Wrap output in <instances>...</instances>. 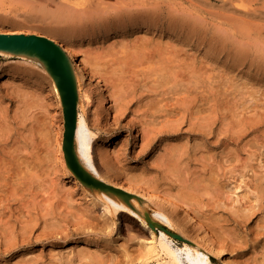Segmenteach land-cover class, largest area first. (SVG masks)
Listing matches in <instances>:
<instances>
[{
	"label": "bare ground",
	"instance_id": "bare-ground-1",
	"mask_svg": "<svg viewBox=\"0 0 264 264\" xmlns=\"http://www.w3.org/2000/svg\"><path fill=\"white\" fill-rule=\"evenodd\" d=\"M235 4L238 7L245 5L243 2ZM33 7L36 11L50 16L44 26L63 36L65 41H58V43L69 53L68 56L73 62L76 82H78L75 151L79 160L94 177L115 188L130 192V195L123 201L117 194H114L117 198L115 199L102 190L90 188L82 183L66 165L61 136L57 137L54 145L57 162L73 182L71 186L82 190L88 201L75 206L74 194L67 191L68 188L64 190L68 192L67 194L61 192L66 195V197L63 196L65 198L63 202L56 194L58 188L54 187L55 184L49 186V188L53 186V189L51 187L46 188L47 190L41 186H38L40 189L35 187L39 185V175H36L34 171L33 152L31 153L28 144L20 136L21 133L17 137L14 134L15 138L11 139L8 125L4 126L7 122L5 121V124H0V254H10L20 247L31 246L33 248L34 245L42 243L38 251L30 250L22 254L13 264H215L211 257L220 258L224 264H239L235 258L231 259V256H228L227 252H234L237 246L235 243H230L229 239L222 238L223 223L221 222L223 219H219V215L214 217L213 214L210 220L215 224H210L197 212L204 203L209 204L210 200H212L211 203L214 201L210 190L212 186H217L220 182V173L217 169L215 171L214 166L205 169L202 172L203 176L198 177L195 182H179L176 191L172 192L174 188L172 186L161 189L156 184H142L141 179L127 176L124 173V175L120 174L110 159L112 147L102 148L98 143H93L96 135L93 128L104 130L101 122L107 119L105 117L107 113L113 112L116 124L131 113L128 121L135 132L141 135L143 142L140 146L141 151H145L146 146L153 144L160 134L170 137L169 142L166 141L167 144L163 147L165 152L160 163L165 172L170 171V165L171 167L174 165L173 167L178 171L177 167L183 157L189 153L190 145L194 152L196 149H207V151L203 149L207 154L212 153V149L221 146L222 132L220 125L217 126L216 118L209 120L206 115H201L202 112L192 108L194 98L191 95L198 88L195 85L197 79L193 69L197 66V62L202 63L203 61L194 59L195 57L190 58L188 49L195 44L199 51L202 50L204 63L217 65L216 59L221 58V39L219 40L221 36L217 35L215 39L207 40V46L203 42H193V34L200 31V25L194 19L198 14L195 12L199 11L196 4L192 0H39L33 3ZM87 29L97 30V33L93 35L101 36L103 32H108L118 37L115 36L116 39L109 43L106 51L92 53L89 48H84L79 53L73 49L68 40H74L79 32L87 31ZM49 38L56 42L54 37ZM232 43L235 45L226 47L224 51L226 53L224 55H230L228 62L236 66H247V69L253 68L255 74L264 78V45L238 41ZM0 55L10 56L7 53H0ZM19 57L23 60L28 59L23 56ZM44 72L46 75L44 76L49 80L51 91L59 103L56 86L46 70ZM79 80L85 82L84 91L79 88ZM200 82L206 84L203 80ZM94 95L97 97L95 96L96 100L93 102L91 97ZM84 102L94 105L93 124L90 123L88 114L81 110ZM218 106V104L213 105V116ZM233 128L231 125L225 130L230 132ZM239 133L230 134L231 138L238 141L241 138V132ZM223 135L228 137L227 133ZM190 140L194 142L189 144ZM10 141L13 145L15 144L13 148L12 144H9ZM9 149L12 150L10 152L13 155L16 153V157L11 158ZM18 151H23L24 154ZM217 152L212 154L213 158ZM259 157L255 158V160L259 159V163L256 160V167L264 171L260 164L264 158L262 155V159ZM20 163L25 168L20 167ZM8 166L14 167L15 171ZM246 167L248 169L245 170L252 171L253 169L252 164H246ZM260 168H258L259 171ZM10 171L16 173L13 177L17 175V179L11 177L13 174L10 175ZM171 171L174 173L175 169ZM243 171L239 172V177L246 175V171ZM252 172L255 173V170ZM255 176L252 178L254 179L253 193L243 190L236 195V198H246L249 201L248 206L244 205L245 207L240 208L238 213L249 220L256 207L257 210L260 209L262 213L256 221L257 231L254 233L264 236V173ZM36 177L37 181H35ZM9 180L14 182L11 183ZM243 181L241 178L240 181L237 180L239 183L236 188L239 189ZM60 191L61 189L58 190ZM25 193L32 199L28 198L30 206ZM23 194H25L24 197ZM209 194L212 199L207 198ZM204 197L207 198L206 201ZM23 198L28 203L22 202L24 200L19 202ZM102 198L109 201L113 212L118 209L128 208L129 210V204L139 207L140 201L143 200L154 203L156 209L148 215L153 223H149L145 218L141 219V223L147 226L149 232L147 240L138 245L133 244L134 248L129 250L127 239H123V241L126 240L125 242L119 240L120 243L113 246L108 242L117 243L116 238L102 240V238L93 236L95 239L93 243L99 244L97 248L87 246L91 243V240L87 238L83 239L86 244L84 246L87 247L80 246L75 252L73 246L70 250L65 249L67 250H64L65 252H60V249L55 251L57 248L54 250V247L50 246V249L44 252L43 245L46 242L57 241L61 238L67 239L73 234H78L77 231L80 228L85 229V233L89 231L95 234L104 233L103 230L111 225L105 222L106 218L100 222L98 220L100 216H97L94 210V205L97 201L103 200ZM104 204L106 209L109 208V205ZM180 205L185 212L182 217L177 214ZM243 210L245 212H242ZM70 217H73L74 221L75 218L78 219V225H73L75 222H71ZM231 223L239 224L234 220ZM216 224L217 227L221 225L218 228L222 232L216 227L219 231L217 232L214 226ZM70 225L73 229L76 228L75 231L68 229V232L64 233L62 226L69 227ZM246 225V222L242 223V226ZM161 227L178 233L183 239L173 238ZM112 229L115 228L111 227L105 233L109 234ZM155 230L159 231L158 237H156ZM110 256L115 260L108 263ZM250 262L249 264H264V261L258 263L251 260ZM3 264H8V262L5 261Z\"/></svg>",
	"mask_w": 264,
	"mask_h": 264
},
{
	"label": "rangeland",
	"instance_id": "rangeland-1",
	"mask_svg": "<svg viewBox=\"0 0 264 264\" xmlns=\"http://www.w3.org/2000/svg\"><path fill=\"white\" fill-rule=\"evenodd\" d=\"M192 1L199 10L198 12L193 10L195 13H198L194 19L197 24L200 25V31H196L195 34H193V42H203L206 43L205 46H207V40L215 39L217 35H219V37L221 36V38L218 37L219 40L221 39V58L216 59L215 63L217 62V65H212L208 62L204 63L205 59H203L202 50L199 51L195 44H192V48L188 49L190 58L195 57L194 59H201L203 61L202 63L197 62V66L193 69V73L197 79L195 85L198 88L195 90L196 92L194 91L191 95V97L195 99H193L194 103H192L194 106L192 108L193 110L200 111V113L202 112L201 115H206L209 120L216 118L215 121L217 122V126L220 125L222 132L221 146L212 149V153L208 152L209 154H207V149L203 148L206 151L202 148L196 149L194 152L190 145L191 148L189 147L188 149L189 153L183 157L182 162L177 167L178 171L174 168V165V167L170 165V171L167 172L166 170L165 172V169L160 166V163L161 157L165 152L163 147L169 142L168 140L170 137H165L163 134H160L153 144L148 147L146 146L145 151H141L140 146L143 144L141 135L135 132L128 121V118L131 117V113L123 117L119 124H116L115 119H113V112L107 113V116H105L107 119L101 122L104 130L93 128V131L96 132L93 143H98L102 148H106L107 146V148L112 147L110 159L114 168L120 174L124 173L127 176H133L139 180L141 179L142 181L140 180V182L142 184H156L161 189L172 186L174 187L171 190L172 192L176 191L179 182H195L198 177L203 176L202 172L205 169L214 166L215 171L217 169V172L220 173H218L220 179L219 185L212 186L210 190L213 194L214 201L211 203L212 200H210L209 204L204 203L203 206L201 205L202 208H199L200 210H195L199 212V215L205 219V221H209L208 223L210 224H215L211 222L213 214L214 217L219 215V219H223L222 222L220 220L221 224L223 223L222 238L229 239L230 243H235L237 246L234 252H227L228 256H231V259L235 258L239 264H249L251 260L260 263L264 261V236L262 234L256 235L254 232L257 231L256 221L261 217L262 212L260 209L257 210L256 207L255 212L249 220L246 219L245 216H241L238 210L245 207L244 205L247 207L249 201L245 197V199L236 198V195L240 194L243 190H247V193H251V191L253 193L252 182L254 179L252 178H255L256 174L264 173L260 167L257 166L260 168V171L256 167V160L258 161L257 163H259V159L255 160L257 156L261 157V155L264 158V78H262L261 75L255 74L253 68L247 69V66L230 64V62H228L230 55H224L226 54L224 51L226 47L228 48L231 45H235V43L232 42L237 41L243 43L253 42L254 44L264 45V0ZM34 2H39V0H0V32L34 33L47 37H54L57 43L58 41H65L63 36L46 29L44 25L47 22L45 23V21L50 16L43 12L36 11L33 7ZM236 2H243L245 5L238 7L235 4ZM237 10L241 11L237 12ZM96 31L97 30L93 29L81 31L74 40L68 41L73 49L79 53L84 48H89L93 53L95 51H106L109 47V43L118 37V35H114V33L108 34V32H103L101 36L99 34L93 35V33H97ZM109 32H111V30H109ZM10 56L0 55V124L7 121L4 126L8 125L11 139H14L21 133L22 135L20 136H22V139L28 144L31 153L33 152V159L35 157L33 160L35 164L34 171L36 175H39V185L37 184L35 187L41 186V188L47 190L46 188L55 184L54 187L58 188V190L61 189L60 192H58L57 189H55V191L57 190L56 194L63 202L65 201L63 196L66 197V195L61 192H65L64 190L68 188L69 190H66L74 194V205H82L83 202L85 203L88 201V198L84 197V193H82V190H79L78 187L73 188V186H71L73 182L64 173L55 156L56 146L54 145L56 139L58 136L62 137L63 133V115L60 99L59 104L51 91L49 80L45 77V69L43 66L29 58L24 59V61L19 57L20 55L10 54ZM201 80L205 81L206 84H202L200 82ZM85 87L84 80H79V88L81 91H84ZM95 96L97 97V95L91 97L93 102L96 100ZM214 98L215 100L213 101ZM217 104L219 106L215 111V116H213V105L216 106ZM81 110L88 114L90 118L89 121L93 124L94 105L84 102ZM231 125L234 127L233 130H230V132L226 131L225 129L231 127ZM4 128L8 129L7 127ZM231 131L235 132L232 133ZM237 132H241V138L235 141L231 138V135ZM226 133L228 137L223 135ZM22 139L21 137L19 138L20 142ZM11 141L13 142V140ZM11 141L9 144H12ZM193 142V140H190L189 144ZM14 146L15 144H12V148ZM11 149L8 150L9 154L12 152ZM23 151H20L22 155L26 153L25 151L23 153ZM214 151L218 152L213 158L212 154L215 153ZM20 152L18 151V153ZM11 154V158L16 155V153L15 155ZM25 155L27 156V154ZM262 157L260 159H262ZM11 160L13 163V159ZM12 163L11 165L13 166ZM246 164H252V171L255 170L256 174L251 170H245L246 168L248 169ZM260 164H262V168H264V159ZM12 166H8V168L11 167L15 171V168ZM20 167L25 168L22 164ZM174 169L175 171L173 172L176 175H173L174 173L171 171ZM243 170L246 171V175L239 177V172ZM11 173L13 175H11ZM14 174L16 173L10 171L11 177H13ZM16 176L17 175H15V177ZM240 178L244 181L240 184L241 187L238 189L236 185L239 183L237 180L240 181ZM15 179H17V177ZM35 179V181H37V177ZM10 182L12 183L14 181L11 180ZM243 183L246 185L247 189ZM51 187L53 189V186ZM25 194H23V197L24 195L28 196L27 193ZM205 197V201L207 198L212 199L210 198V194L207 198ZM25 198L28 202L30 201L29 199H31L29 196ZM25 198L21 199L19 202ZM102 199L103 200L97 201L96 205H94L95 214L100 216V219H98L100 222H103L104 218H106L107 220L105 219V222L107 221L106 223L111 225L103 230V232L109 231V228L114 227L115 229H112V232L109 234L105 232L95 234L90 231L85 233V229L80 228L79 231H77L78 234H73L67 239L61 238L57 241L46 242L45 245H43L44 252L50 249V246L54 247V250L57 248L55 251H59L60 249V252H63L65 249L70 250L71 246H73L74 252L76 248L80 246L84 248L87 246L97 248L99 244L96 245V243H93V240H95L94 238H102V240L116 238L118 240L117 243L108 242L113 246L119 244L121 240L127 239L129 241L124 240L123 242L126 241L130 248L129 250L134 248L133 244L138 245V243L147 240L149 232L147 226L141 223V219H144L145 215H151L153 213V209H156L154 203L143 200L140 201L139 207L129 204V210H127L128 208L118 209L116 212H113V207L109 201H106L104 198ZM27 200L22 202L28 203ZM104 203L109 205L110 211H108L109 208H105L106 206ZM23 211L25 212L24 208ZM242 212H245V210ZM177 214L180 217L185 215L181 205L177 209ZM69 219L71 222H75L73 225L79 222L76 218L74 221L73 217ZM232 220L239 224L236 225V223H231ZM244 222L247 223L246 226H242ZM64 226H62V231L64 233L68 232V229H73L72 225L69 227ZM214 226L216 229L217 224ZM218 227H221V225L219 224ZM218 227L217 229L221 231ZM218 230L217 232H219ZM155 233L156 237H158L159 231L155 230ZM86 234L88 235L86 236ZM87 238L91 240V243H89L90 245L84 246L86 244L83 239ZM41 245L42 243H38L34 245L33 248L31 246L20 247L10 254H0V264H3L5 261H7L8 264H13L17 259L19 260L22 254L30 250L38 251ZM179 246L181 245L179 244ZM29 255L30 254H28V256ZM111 257L112 256L108 258V263L115 260V258L112 259ZM211 259L215 264H224L220 258L214 259L211 257Z\"/></svg>",
	"mask_w": 264,
	"mask_h": 264
},
{
	"label": "water",
	"instance_id": "water-1",
	"mask_svg": "<svg viewBox=\"0 0 264 264\" xmlns=\"http://www.w3.org/2000/svg\"><path fill=\"white\" fill-rule=\"evenodd\" d=\"M0 53L20 55L29 58L47 71L52 78L59 94L63 115L62 149L68 168L85 185L102 190L113 198L114 194L124 201L130 192H125L106 184L94 177L85 169L75 151V128L77 121V82L73 62L69 53L59 43L49 37L34 33L0 32ZM145 218L149 223L148 214ZM173 238L182 240L178 233L161 227Z\"/></svg>",
	"mask_w": 264,
	"mask_h": 264
}]
</instances>
